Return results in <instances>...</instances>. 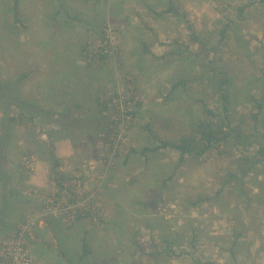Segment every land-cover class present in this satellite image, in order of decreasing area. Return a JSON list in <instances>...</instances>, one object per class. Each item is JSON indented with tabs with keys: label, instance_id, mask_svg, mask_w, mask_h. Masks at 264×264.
Listing matches in <instances>:
<instances>
[{
	"label": "rangeland",
	"instance_id": "374dc122",
	"mask_svg": "<svg viewBox=\"0 0 264 264\" xmlns=\"http://www.w3.org/2000/svg\"><path fill=\"white\" fill-rule=\"evenodd\" d=\"M9 1L0 0V75L18 77L25 73L22 93L39 100H82L90 108V99L84 93L77 92L72 98L67 91L48 89L42 82L46 70H62L75 62L73 46L65 39L76 35L53 28L54 21L50 19L54 9L45 6L49 0H24L26 28L15 27L8 14ZM118 1L110 0L111 6H106L103 0H97L92 5V16L108 17L104 8L110 10L115 4L117 7L111 10L117 13L106 26L103 23L98 36L84 43L91 44L92 49L102 44L105 48L108 42L101 38L106 28L105 38L110 40L113 51L107 58L109 66H101L99 73L105 77L112 70L117 81L103 93L105 100L115 93L127 95L120 99L119 107L127 109L128 114L134 110V102L143 98L136 119L116 130L121 146L115 166L108 167L104 159V135L113 125L109 112L111 117L103 121L104 126L92 131L64 126V117L61 123L49 120L39 126L14 127L5 170L11 184L20 176L24 192L14 209L37 203L41 211L26 214L16 232L0 240L9 242L28 220L34 221L29 234L32 236L46 217H66L64 206L71 204L72 212L76 207H92V215L84 221L88 227L79 222L70 230L58 221L46 233L48 237L55 234L60 246L65 242L69 246L65 249L71 254L78 250L76 242L88 230V234L92 233V248L104 252V264H264V165L258 167V175L247 181V195L241 196L229 186L220 191V175L234 169L230 156L211 154L200 162L177 168L179 155L175 151L141 155L144 147L157 145L144 129L145 124L151 123L161 138L177 139L183 128L200 117V98L207 96L211 105H216L212 99L215 89L207 81L209 76L216 74V81L228 79L231 113L237 121H245L252 110L250 95L264 102V4L259 0H175L182 14L187 15L183 18L156 15L155 11L166 8L168 0H125L123 10ZM69 3L71 10L86 8L81 0ZM243 6L248 7L241 20L238 9ZM58 18L59 26L63 25L66 16L60 14ZM233 20H240L241 36L248 41L252 56L244 55L238 48L236 31L229 30L225 42L219 43L220 29ZM193 32L198 42L192 39ZM144 44L148 53L143 52ZM91 48H87L88 54ZM210 61L212 69L202 71V63ZM88 64L96 67L100 60L94 57ZM204 74V84L194 80ZM182 78L190 80L188 85L173 89ZM127 79L133 80L138 94L127 89ZM85 87L92 89L88 83ZM128 97L134 102L125 104ZM78 111L77 117L84 118V113ZM51 148L55 157L62 160L59 170L67 177L74 176L71 183L75 188L64 200L54 197ZM235 154L239 156L240 150ZM169 176L172 178L167 179ZM2 194L0 191V198ZM24 243L33 264L27 235Z\"/></svg>",
	"mask_w": 264,
	"mask_h": 264
},
{
	"label": "trees",
	"instance_id": "16d2710c",
	"mask_svg": "<svg viewBox=\"0 0 264 264\" xmlns=\"http://www.w3.org/2000/svg\"><path fill=\"white\" fill-rule=\"evenodd\" d=\"M24 0H10L7 2L8 14L11 19L12 24L17 28H26V23L22 15V4ZM78 1V0H76ZM87 4V8L92 9V0H84ZM102 1V0H99ZM125 0L118 1V6L123 10L126 6L124 5ZM259 2L264 4V0H259ZM68 3V7H67ZM103 3L107 6L110 5V0H103ZM69 0H49L46 2L47 7L54 9V14L51 15L50 21H54L53 28L56 30L62 29L63 33L70 32V29L73 27V24L76 21H79L80 17L83 18L86 14L85 9L78 8H69ZM85 4V5H86ZM91 5V6H90ZM111 6V5H110ZM116 4L104 10L108 13V17L104 18L103 23L105 26L107 21H109V16L116 15L117 12H112L111 9H115ZM248 6L240 7L239 15L241 20L243 12ZM71 10V11H70ZM78 12V13H77ZM157 16L164 14L182 16L186 18V14H182L180 7L175 3V0H168L167 6L161 12H156ZM60 14H64V24L59 26L61 20L58 18ZM50 18V17H49ZM109 18V19H108ZM54 19V20H53ZM102 23V26H103ZM239 21H229L220 29V40L219 43L222 44L225 42L226 38L229 35V30L237 32V45L240 50L243 51L244 55L252 56L250 48L248 46V41L241 36V24ZM192 28V27H191ZM103 32L101 40L106 44V47H103V44L94 47L93 49L88 42L82 47L83 60L88 64L95 57H98L100 60V65L109 66L108 57L112 55V52L109 53V50L112 49V44L110 40L108 41L106 36V28ZM192 39L196 42L199 41V38L196 34L192 33ZM54 42V41H53ZM56 43V42H54ZM91 48L90 53L86 51L87 48ZM108 48L109 50H107ZM143 52L148 53L146 44L143 45ZM84 53H86L84 56ZM213 62L202 63V71H209L212 69L210 65ZM207 64V65H205ZM89 65V64H88ZM112 73V70H111ZM203 73V72H202ZM216 74L209 76L208 83L211 88L215 89L213 93V101L216 105H211L209 97L200 98L202 104V110L200 117L197 120L192 121L186 128H183L181 134L177 139H164L159 136V134L152 127L151 123L144 125V129L149 133L150 137L157 143L154 147H144L141 151L143 157L147 156L148 152H157V151H175L179 155L177 168H181L184 163L188 162H200V159L204 156L217 154L220 156H230L231 164L234 166V169H228L225 171V174H221L219 179L221 183V189L225 190L227 186L233 187L239 192V195L246 196L245 185L250 178H253L257 173L259 166L264 165V122L262 121V116L264 114V102L259 100L256 96H249V102L253 105V108L250 112L247 113V118L244 121H237L233 118L231 113V95L227 91L226 84L228 79L222 77L218 81L215 80ZM112 77L116 83L117 79L114 78L113 73ZM206 74L199 76L194 80H202L204 84V78ZM27 80V74H22L18 77H13L12 75L2 76L0 75V181H2V173L6 172L5 168L8 162V148L13 137L12 131L14 127L21 125L31 124L33 126H39L45 122L51 121V123H61L63 117L66 121L63 123L64 126H70L73 128H86L92 131V129L97 130V128L104 126L103 121L107 117H113L112 126L110 132L104 131L105 147L107 149V154L105 155V162L108 167L112 168L115 166V160L118 159L120 154L121 142H117L116 138L118 136L117 128H119L120 120L126 116V110H121L119 106L122 103L114 102V99H121L119 93H115L112 98L109 100L104 99V95L96 96L94 103L98 107V111L93 114L96 110L94 107L86 108V104H76V108H67L60 105V102L57 100H39L38 98L32 97L29 94L22 93L21 89L24 87V84ZM190 82L189 79H179L174 85L173 89L177 87H186ZM127 89L132 92L137 93V87L134 85L132 79H127L126 81ZM204 92H205V88ZM217 96V98H214ZM92 100L90 101V103ZM134 98L128 97L125 104L133 103ZM134 110L129 112L130 121L136 119V114L143 105V98H139L137 102H134ZM126 108L129 106L126 105ZM136 108V110H135ZM83 114L84 118H74L72 111L79 110ZM71 111V112H70ZM125 111V112H124ZM108 112L111 116L108 115ZM79 113V111H78ZM62 114H67V116H62ZM77 117V116H76ZM249 118V119H248ZM81 123L83 125L81 126ZM113 127V128H112ZM103 128L102 130H104ZM116 131V132H115ZM63 133V132H61ZM60 133V134H61ZM103 133V134H104ZM115 133V134H113ZM113 134V135H112ZM112 135V136H111ZM237 149L240 150L239 156H236L235 152ZM54 149L51 148L50 155L54 159L53 170H52V182L55 184L56 196L58 200L66 199V196L72 192L75 188V185L71 182L74 180V176L67 177L64 173L61 172L60 166L61 161L55 157ZM176 168V169H177ZM259 174V173H258ZM257 174V175H258ZM172 177H168L167 179ZM168 181V180H167ZM166 182V181H165ZM66 192V193H65ZM219 193V192H218ZM51 197V196H50ZM53 199V198H52ZM73 201L72 203H74ZM73 213V218L65 220L64 216H51L55 219H58L62 224H64L68 229H72L76 223L82 222L89 218L92 215V207L85 209L82 207H76ZM85 237L81 238V259L86 258L91 253V245L87 240L88 231L85 230ZM28 237H30L28 235ZM58 252H61L64 257H67L64 253V250L58 248ZM93 256V248H92ZM95 264V259H92ZM215 264V263H208Z\"/></svg>",
	"mask_w": 264,
	"mask_h": 264
},
{
	"label": "crops",
	"instance_id": "0c3cea01",
	"mask_svg": "<svg viewBox=\"0 0 264 264\" xmlns=\"http://www.w3.org/2000/svg\"><path fill=\"white\" fill-rule=\"evenodd\" d=\"M81 2L86 4L84 0H81ZM78 9H83V8L80 7ZM87 9L88 10L85 11L86 14H84V17L83 18L80 17L79 21H76L73 24V27L70 29V33L69 32L66 33L68 35L69 34L76 35L75 37H73V39L71 38L68 39L69 37L68 38L66 37L65 39L67 40L68 45L73 46L72 51L74 56L72 57V59L75 60V62L68 63L67 66H65L64 69L62 70H58L57 68L56 70L53 71L46 70L43 73L42 82L45 85H47L48 89L57 88L67 91L68 96L72 98H76L75 94L77 92L84 93V95L87 96V98H89L90 101L92 100L89 107H94L96 109L93 112V114H95L98 111V107L94 103L95 97L97 95L102 96L103 93L107 90V87L111 84L114 85L115 81L112 77L111 71H109L108 72L109 75H106L105 77H102V75H100L99 69L101 68V66H105L104 64L97 65L95 67L93 66L94 64L88 65L83 60V55L81 50L84 43L87 40L89 39L91 40L92 38H95L100 34L102 29V23L104 21L103 17L101 18L99 16H92L91 8H87ZM109 18H112V15H110ZM125 19L128 18L126 17ZM82 30H84V33H82ZM54 35L58 36V35H62V33L59 32L58 35L57 34ZM94 35L96 36L94 37ZM55 44H62V43L60 41V42H56ZM86 83H88L89 86L92 85V89H89V87H85ZM62 99L63 100L60 101V105L72 109L76 108L75 106L77 103L82 104L83 102L82 100H77V99L72 100L68 97H64ZM65 99L67 101H65ZM76 113L78 114L77 110L71 112V114L74 115V118H78L76 117L77 116ZM59 160L62 162L61 159ZM2 175H3L2 181H0V191L3 192L2 194L3 197L0 198V237H6L16 232L21 222L24 220V216L26 214H28L29 212L33 213L34 211L40 212L41 207L38 206L37 203H34L32 207L30 206V204H27L26 206L24 204L21 205V210H19V206H16V209H14L15 205L18 204L17 200L24 194V192L22 193L21 191L23 184L20 182L21 181L20 176L18 179H16L15 183L11 184L8 173L4 172L2 173ZM8 189L15 190L14 191L15 193L12 194L13 190L10 192ZM58 221H59L58 219L46 217V222L44 224L39 225L33 232V235L29 237V242L31 243V248H32L33 264H92V259H96L98 264H104L103 251L96 252V250L93 249V256H92V236H91L92 233L90 232H89L90 234H87L88 236L87 240L91 245L90 247L91 253L89 254L88 257L83 259H81L82 251L80 250L81 239H78L77 240L78 242H76L78 243L76 245L78 248L76 246L75 247L78 250L71 254V252H68V249L67 250L65 249L69 247L65 245V242L61 246L59 245L58 237L55 234L51 233V236L48 237L46 233L49 232V229H51L54 226V224ZM82 224L88 227L86 222ZM90 236H91V240H89ZM69 242H71V240H69ZM69 242H67V244ZM75 247H72L74 251L76 250ZM58 248L63 249L67 257H64L61 252L55 250Z\"/></svg>",
	"mask_w": 264,
	"mask_h": 264
},
{
	"label": "built area",
	"instance_id": "2783aa9c",
	"mask_svg": "<svg viewBox=\"0 0 264 264\" xmlns=\"http://www.w3.org/2000/svg\"><path fill=\"white\" fill-rule=\"evenodd\" d=\"M106 49L109 50L108 48ZM112 51L113 50H109V53ZM119 95L121 96V99L127 97L125 94ZM119 101L120 99H118V102ZM114 102H117V99H114ZM122 110L126 109L122 108ZM125 115L126 116L120 120L119 130H122V126L125 127V125L129 123L130 117L127 112ZM116 141L120 142V138L117 137ZM69 206H71V204H65L64 206V209L67 208L65 220L73 218L72 208L70 209ZM84 208L87 209L86 207ZM33 226L34 221L31 222L28 220L22 224L15 237L9 242L0 240V264H31V253L25 246L24 238L31 233Z\"/></svg>",
	"mask_w": 264,
	"mask_h": 264
}]
</instances>
